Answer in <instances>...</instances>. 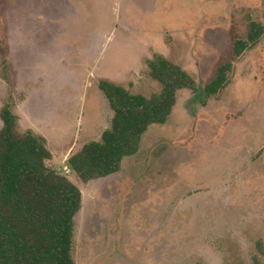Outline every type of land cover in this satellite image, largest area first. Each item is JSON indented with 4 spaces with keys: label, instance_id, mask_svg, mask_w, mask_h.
Listing matches in <instances>:
<instances>
[{
    "label": "rangeland",
    "instance_id": "1",
    "mask_svg": "<svg viewBox=\"0 0 264 264\" xmlns=\"http://www.w3.org/2000/svg\"><path fill=\"white\" fill-rule=\"evenodd\" d=\"M0 19V110L82 194L75 264H264V37L232 55L264 0H0ZM155 54L200 88L233 62L230 84L205 105L179 91L118 173L82 184L66 161L110 126L99 81L159 93L142 71Z\"/></svg>",
    "mask_w": 264,
    "mask_h": 264
},
{
    "label": "trees",
    "instance_id": "2",
    "mask_svg": "<svg viewBox=\"0 0 264 264\" xmlns=\"http://www.w3.org/2000/svg\"><path fill=\"white\" fill-rule=\"evenodd\" d=\"M2 22V19H0ZM0 22V48L8 46ZM264 37V25L250 20L244 39L232 43L233 61L254 49ZM233 62L219 65L212 80L200 88L180 66L160 54L144 58L143 73L160 92L133 94L109 80L98 89L112 111L110 126L100 141H91L66 161L78 181L86 184L121 170L135 156L145 133L169 120L181 90L194 93L203 105L225 90ZM0 264H75L72 251L75 217L82 194L65 175L51 168L46 140L31 130L20 133L18 116L9 103L0 110Z\"/></svg>",
    "mask_w": 264,
    "mask_h": 264
}]
</instances>
